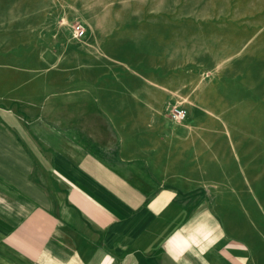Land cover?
I'll return each mask as SVG.
<instances>
[{
    "label": "crops",
    "instance_id": "crops-1",
    "mask_svg": "<svg viewBox=\"0 0 264 264\" xmlns=\"http://www.w3.org/2000/svg\"><path fill=\"white\" fill-rule=\"evenodd\" d=\"M118 2L106 27L105 0L56 7L88 36L47 39L51 54L0 52V264H264L262 200L225 193L229 179L215 180L183 133L158 153L149 135L138 145L140 111L168 87H152V73L141 86L134 73L99 80V47L116 26L111 42L133 46L132 58L151 66L166 53L168 26L155 17L167 4ZM169 141L183 149L169 152ZM248 178L241 171L239 190L252 189Z\"/></svg>",
    "mask_w": 264,
    "mask_h": 264
},
{
    "label": "rangeland",
    "instance_id": "rangeland-1",
    "mask_svg": "<svg viewBox=\"0 0 264 264\" xmlns=\"http://www.w3.org/2000/svg\"><path fill=\"white\" fill-rule=\"evenodd\" d=\"M162 1L169 12L158 14L155 19L168 26L164 33H175L161 43L166 53L158 55V61L151 66L142 59L143 54L132 58L137 52L126 50L133 46L118 47L111 42L116 26L104 35V43L99 47L98 53L103 57L95 63L101 75L99 80L112 82L115 77L122 80L134 73L135 84L141 86L148 84L145 78L152 73L150 85L157 89L166 85L169 93L159 107L140 111L142 124L136 127L138 145L144 146V135H149L146 144L158 153L168 135L183 133L184 149L206 155L203 166L217 172L215 180L223 175L229 179L232 187L225 193L235 200L249 203L256 198L264 202V0ZM80 2L0 0V40L7 44L0 47V52L6 49L8 54L47 55L58 48L42 45L47 39L87 37L81 20L55 13L56 7L74 8ZM112 5L121 6L118 0H105L104 17L99 19L104 27L113 18ZM77 23L84 27L80 37L72 35ZM118 49L122 50L117 53ZM166 76L172 77L164 84ZM173 105L184 110L183 120L170 118ZM182 145L176 147V143L169 141L166 148L170 152L183 149ZM241 171L249 177L252 189H238Z\"/></svg>",
    "mask_w": 264,
    "mask_h": 264
},
{
    "label": "built area",
    "instance_id": "built-area-1",
    "mask_svg": "<svg viewBox=\"0 0 264 264\" xmlns=\"http://www.w3.org/2000/svg\"><path fill=\"white\" fill-rule=\"evenodd\" d=\"M83 33H84V27L82 26V24L77 23L73 26L72 35L74 37H80V36H82ZM169 116L171 119H173L175 121H181L185 117V112L181 107H179L177 105H173L170 108Z\"/></svg>",
    "mask_w": 264,
    "mask_h": 264
}]
</instances>
